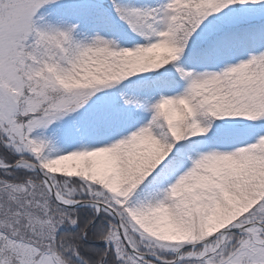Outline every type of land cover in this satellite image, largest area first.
Here are the masks:
<instances>
[{
	"label": "snow or ice",
	"instance_id": "6c2138e0",
	"mask_svg": "<svg viewBox=\"0 0 264 264\" xmlns=\"http://www.w3.org/2000/svg\"><path fill=\"white\" fill-rule=\"evenodd\" d=\"M0 264H264V0H0Z\"/></svg>",
	"mask_w": 264,
	"mask_h": 264
}]
</instances>
